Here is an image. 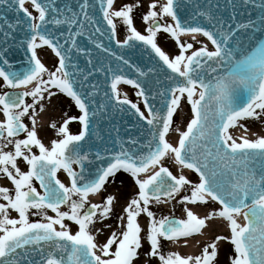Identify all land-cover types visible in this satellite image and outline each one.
I'll return each mask as SVG.
<instances>
[{"label":"snow or ice","instance_id":"6c2138e0","mask_svg":"<svg viewBox=\"0 0 264 264\" xmlns=\"http://www.w3.org/2000/svg\"><path fill=\"white\" fill-rule=\"evenodd\" d=\"M142 8L143 0H0V178L10 185L0 184V264H136L145 241L156 264H217L221 241L233 246L229 264H264V135L230 132L241 120L264 118V0H149L140 13L146 34L135 25ZM161 31L175 39L178 54L159 46ZM182 35L207 42L194 47ZM43 46L58 57L54 70L38 54ZM144 56L147 63L133 62ZM121 84L139 99H129ZM58 94L80 115L59 126L51 121L56 138L45 144L38 116ZM185 103L190 121L170 142L174 114ZM169 157L179 174L165 165ZM120 173L136 191L113 228L106 222L117 196L91 198ZM173 201L186 218L158 217L153 208ZM210 201L219 207L203 217L194 211ZM213 219L228 232L199 254L162 250L163 240L201 233ZM105 229L112 230L99 242Z\"/></svg>","mask_w":264,"mask_h":264},{"label":"rangeland","instance_id":"374dc122","mask_svg":"<svg viewBox=\"0 0 264 264\" xmlns=\"http://www.w3.org/2000/svg\"><path fill=\"white\" fill-rule=\"evenodd\" d=\"M131 2H134V0H117L118 5L122 3H131ZM143 2H144V8L138 10L135 13V25L139 31H141L142 33H145L146 25L141 21L140 13L142 11H146L149 0H143ZM124 35H125L124 27L118 26V37L120 39H123ZM157 41H158L159 46L170 56H174L179 53L178 45L175 39L170 37V34H165L163 33V31H161V33L158 34ZM181 41L186 42V43L188 42L193 43L194 47L200 46V44L197 43L196 41L207 42L206 38L203 36H201L200 39H196V41L192 40V38H185L181 36ZM209 47H210V44H209ZM38 51L40 52L39 56L42 62L45 63L47 67L54 70L55 67L58 66V59L55 56L54 52H51L49 50L48 46H43V48L39 49ZM125 92L127 93L128 98L133 100L134 102H136L139 99L135 95L136 89L134 87L126 86L122 90V93H125ZM140 106L143 110L144 106L142 105V102L140 103ZM78 115H80L79 110L75 107L74 102L71 100V98L67 97L64 94H58L56 97H53L51 102L47 105L46 111L43 113H40V115L38 116V124L40 125L39 133H41V130L45 128L47 129V133L50 131L49 135L46 133L48 135V138L44 137V139L47 138V141L50 142V140L56 138L55 130L49 126L51 121L53 120L56 121L57 125L59 126L60 124L63 123V120L67 119L68 117L78 116ZM191 115L192 114L190 111V106L186 103L183 104V106L180 109H178V111L174 114L173 131H171L170 134H176L178 137L179 133L175 131L176 128H179L181 131L186 130V126H187V123L190 121ZM43 123L44 125H41ZM242 125L247 126V129H248L247 133H245V130L242 127ZM69 127L73 133H77L80 129V125L78 121H72ZM230 132L232 133L233 136L237 138L246 134L248 138L255 139L259 135H264V118H261L260 120H256V119L241 120L236 126L230 129ZM164 163L166 166L170 168L171 171H173L174 174L180 173V170L177 172L174 169L175 162L171 157L166 158ZM185 170L187 172L184 171V173L188 175L190 179H192L193 181L198 180V174L190 170H187V169ZM59 176L61 180L68 182L66 175L63 172H61ZM117 179H119L120 181H117ZM106 189H107V192L103 191L102 196L98 197V200H96V202L101 201L107 194H114L117 196V202L115 205L114 215L109 221L106 222V223H110L113 225L114 220H116L117 216L121 214L122 208L123 206H125L127 200L135 193L136 186L133 185L132 178L128 174L120 173L117 175L114 182L112 180L108 182ZM184 194H188V193L182 191L180 195H184ZM177 200H179V197H177ZM209 204L210 203H208L207 205H203V207L209 206ZM189 206L191 207V205ZM153 210L157 213L158 217L161 215L186 216V213L183 211V206L175 201H173L171 204L160 205L158 207H154ZM49 214L53 215L54 213L49 211ZM31 219H34L33 216L31 217ZM139 221L142 225H146L148 222V218L145 215H142L139 218ZM213 221H215V219ZM65 223L68 224L73 231L76 230V225H74L73 222L66 220ZM115 227L116 225L113 226V228ZM111 230L112 229H105L103 234L98 236V241L99 242L106 241L105 237L106 235L108 236L110 234ZM220 234H227L224 226L222 227L220 231L219 230L210 231L209 234H207V238L208 240L212 241L216 235H220ZM146 242L147 241H145L144 243ZM207 243H210V242L209 241L204 242V243L200 242L199 250H202L204 245ZM148 245H144L143 248L140 250L141 256L136 261V264H150L151 263L152 259L146 257V253L149 248ZM169 251H173V250H169ZM231 253H232L231 246L227 244L226 241H221L219 244V256H218L217 264H229L228 257Z\"/></svg>","mask_w":264,"mask_h":264},{"label":"bare ground","instance_id":"6f19581e","mask_svg":"<svg viewBox=\"0 0 264 264\" xmlns=\"http://www.w3.org/2000/svg\"><path fill=\"white\" fill-rule=\"evenodd\" d=\"M182 36L185 37V38H191V36H188V35H182ZM200 38H201V36H197L196 37V39H200ZM41 125H44V123L41 124ZM169 139H170V142L175 143L178 140V137H177L176 134H169ZM174 169L178 172L180 170V166L175 164L174 165ZM184 171H186V170H184ZM97 197L98 196H95V197H92L91 199L94 200V199H97ZM47 211L49 212L50 210H47ZM199 211H197V212L202 217L204 215H206V214H203L201 211L200 212ZM213 220L208 221L207 226L205 227V229H203V232H204L203 235H200V236H197V237H194L192 239L187 240L188 243H185V241L171 242V244H170L171 247L174 248L176 251H179L183 255H196V254H198L200 252L199 243H198L199 240L203 239L205 237V235H207L210 231L220 230V228L222 227L221 225L220 226L218 225L219 224L218 221H216V220L213 221ZM240 222H242V223L244 222L243 218H240ZM216 225H218L219 227L216 226Z\"/></svg>","mask_w":264,"mask_h":264},{"label":"water","instance_id":"95a60500","mask_svg":"<svg viewBox=\"0 0 264 264\" xmlns=\"http://www.w3.org/2000/svg\"><path fill=\"white\" fill-rule=\"evenodd\" d=\"M83 39L86 42V37H84ZM102 39L105 41L106 45L109 46V47H111L114 51H116L118 49V46L115 45V42L114 41H108L107 36L103 37ZM89 46L91 47L92 45L89 44ZM100 55H104V54H100ZM14 59H16V60L21 59V54L20 53H17L16 56L14 57ZM133 62L143 65L144 63H147L148 62V57L147 56H144L143 60L139 59L138 57H133ZM113 64L115 66V62H113ZM17 66H19V65H17ZM102 79H103V77H101V80ZM102 88H105V86L102 85ZM154 90H155V86H154ZM123 119L124 120H128L129 122H131L132 117L125 115L123 117ZM113 122L120 123L119 117H117L116 120H114ZM108 126H109V122L108 121H104L101 124V127L103 129H107ZM124 126H126V125L121 124V127H124Z\"/></svg>","mask_w":264,"mask_h":264},{"label":"flooded vegetation","instance_id":"af4514ba","mask_svg":"<svg viewBox=\"0 0 264 264\" xmlns=\"http://www.w3.org/2000/svg\"><path fill=\"white\" fill-rule=\"evenodd\" d=\"M0 83H2V81H0ZM26 122H28V121H26ZM44 132V133H43ZM47 129L45 128V129H43V130H41V133H39V135H40V137L43 139V141L45 142V144H48V142L49 141H47V138H48V135L50 134V131L47 133ZM44 137H47L46 139H44ZM47 141V142H46ZM111 180V179H110ZM109 180V181H110ZM117 181H120L119 179H117ZM37 183V185H38V182H36ZM132 183H133V185H134V181L132 180ZM0 184H4V185H8V186H10L9 185V182L7 181V179L6 178H0ZM108 185V184H107ZM107 185H106V187H107ZM66 207V206H65ZM12 215L13 216H16L17 214L15 213V212H13L12 213ZM54 215V214H53ZM33 218L34 219H32V220H35V219H40V217H37V216H33ZM75 225V224H74ZM116 225V220H114V223H113V226H115ZM74 232V231H73ZM198 236V234L196 233V234H193L191 237H188V238H183V239H187V240H189V239H192V238H194V237H197ZM107 235H106V239H107ZM227 244H229L230 246H231V249L233 248V246L229 243V242H226ZM170 244H171V241H168V240H163V251L165 252V253H167L168 251H169V249H170ZM146 245H148V244H146ZM149 246V245H148ZM148 251H149V248H148ZM147 251V252H148ZM150 264H156V261L154 260V259H152L151 260V263Z\"/></svg>","mask_w":264,"mask_h":264}]
</instances>
